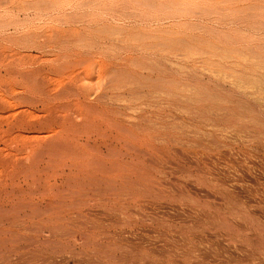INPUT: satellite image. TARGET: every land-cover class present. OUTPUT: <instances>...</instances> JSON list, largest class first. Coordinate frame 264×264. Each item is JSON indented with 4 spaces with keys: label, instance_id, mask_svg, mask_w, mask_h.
Listing matches in <instances>:
<instances>
[{
    "label": "rangeland",
    "instance_id": "1",
    "mask_svg": "<svg viewBox=\"0 0 264 264\" xmlns=\"http://www.w3.org/2000/svg\"><path fill=\"white\" fill-rule=\"evenodd\" d=\"M1 1L2 0H0V6L3 5L4 7L3 6L0 7L2 8L0 9V13H1L0 22L6 21L5 23H7V26L4 28L5 25L3 24L4 22H2V24L0 23L1 24L0 48L2 47L0 49V102H1L0 108H2L0 109V127H2L0 128V164H2L0 165V179H1L0 203H1V199L4 197L5 200L3 203H6L7 207H9L10 206L9 204H11V202H9V199L11 198L12 192H14L12 194L13 196L16 192H20L18 191V189L21 190L22 188V190H25L28 193L29 191L33 192V190L38 187L37 190H34V194L37 195L35 196L34 194H32V196L34 195L32 199H34L36 205L40 204L38 205V208L39 209L45 208L44 210H48V211L54 208L53 211L54 212L56 211L58 215H62L65 220L66 217L67 219L69 218L68 222L67 220L65 222L64 219L62 221H59L58 226L60 225L62 226L63 223L65 225V226L63 225L64 229L62 230L61 229L59 230V228H57V230L56 228H53V226L56 225H52L51 228L50 222L48 223L47 221L46 222L49 224L48 225L45 222L47 226L44 223H43L44 225L43 224L41 225V223H39L40 226L39 224L37 225V229H38L37 235H41V238L43 237L42 239H46V236L48 235L47 239L59 238L61 240H64L63 238L66 237L60 238L59 233L62 232L63 230H64L63 232H66L65 230L68 228L67 231L69 230L70 232L69 231L66 232L67 235L65 236H67V238L65 240L66 241L68 240L69 243L70 242L73 243L70 244L71 247H69L67 251L69 250L73 251L72 245H74L73 249L75 252H72V254L70 252L65 253L67 254L66 257L68 256L66 259L67 261L66 264H90V263L91 264H264V89L263 90L261 89L262 90L261 91L258 86H253L249 90L244 88H240L237 90L238 87L235 85L239 83L238 76L241 73V71L244 72L246 71L245 69L243 70V66H240L241 68L238 70L239 66L233 64L232 63L233 60L231 61L230 59H228L229 60L228 61L226 58L227 63L224 62L225 59L219 57L220 53L217 52V50H216V60H215V52H213L215 51L213 50V47L216 46L215 43L214 44L212 43L213 44L212 47L211 44L205 45V43L204 44L202 43L204 47L208 45V51H210L209 52L210 54L208 55L207 52H206L207 54H205L204 49H201L203 48V46L202 44H200L199 46L198 44L199 42H194L197 46L192 43L193 41L192 42L190 41L189 45H186L188 44V42L184 45V42L183 44L181 43L182 41L181 42L175 41L176 37L174 39L176 43L171 42L169 38H171V36L173 38L174 35L168 34L166 33V31L167 30L183 31L182 29L184 28L181 27L178 28V26L172 24L175 22V18H172L168 15V10L160 11V9H156L160 7L159 6L160 4L158 5L159 7L156 6L155 8L156 10H155L153 7L150 6L149 3L151 2L149 0H135V1L134 0H126V1L125 0L122 1L95 0L96 2L92 0V2L94 1L93 2L94 4L90 2L91 0L89 1L66 0L67 2H65V0L64 1L57 0L58 2L56 0H37V2L39 1L38 4L44 1L41 3L42 5L39 4L41 7L39 5H36L37 3L36 0H24V1L4 0L2 2ZM145 1H147V3L149 2L148 3L149 7L146 5ZM155 1L158 4L161 0H155ZM155 1H152L154 2L152 3L153 5L154 4L157 5ZM164 1L166 0H162L163 3ZM167 1L165 3H167ZM202 1L203 3L205 2V0ZM208 1L210 4L214 3L212 4V6L214 5L215 7L217 6L218 8H222V7L227 8V9L224 8L222 9L224 10L223 12L225 14L228 12L227 14L229 16L231 14L229 8L231 9L235 8V4L233 5L234 1L233 3L231 2L232 0L231 1L226 0V2H224L226 6L222 2L225 0L221 1L222 4L220 3V1H216V2L215 0L213 1L208 0ZM208 1H206L205 3H207L206 5L209 6L210 4L208 3ZM246 1H239V3L237 2V4L244 5L245 3L248 4L249 2L253 3V1L256 0L253 1L246 0ZM55 2L56 5L54 4L53 6V3ZM100 2L102 3V5ZM169 2L170 1H168V3ZM105 4L107 5V7L104 6ZM111 4L114 6L112 7ZM122 5L123 8L120 7ZM18 6L19 8L23 6L24 7L18 9ZM93 6L95 7V9ZM39 7L41 8V10ZM128 7L130 10L128 9V11H126L125 13L124 11ZM183 7L184 6H180L181 9ZM112 8L113 9L115 8L116 10H113ZM131 8L134 10H132ZM196 8L197 6L195 5L194 14L192 13L193 11L190 12L192 13V15H190V13L187 12V17L183 18L182 20L190 23L194 22L193 24L197 23V25L199 26H201V24H206L208 22V17H206L208 13L204 12L205 14L207 13L205 16L204 14H202L203 13L202 9L199 10V8H197L200 11L199 12ZM6 9L8 12L6 11ZM108 9H110L111 11ZM131 10L132 12L127 14ZM81 13H83L84 15ZM120 13L122 15H120ZM173 13L174 12L171 10L169 14H173ZM198 13H201L202 15ZM63 14H65L66 17ZM117 14L120 16H118ZM125 14L126 16L128 15L129 16L126 17ZM212 14L214 15L213 12ZM134 15H136L137 17ZM7 16L8 17L10 16L9 17L10 19ZM39 16L42 17L40 18ZM141 16L142 18H140ZM229 16L228 18H231ZM64 17L67 19V21L65 20ZM179 19L180 18H178L177 21ZM92 20H94L95 22ZM182 20L180 19V21ZM53 21L56 22L54 23ZM118 25L120 28L118 27ZM124 26L129 28L128 29L124 28ZM142 26L144 27L142 28ZM47 27L49 29H47ZM74 27L76 28L74 29V31L76 30L75 32L72 30ZM122 27L123 29H121ZM51 28L53 31L51 30ZM131 28L135 29L136 32L134 30L132 31ZM162 28L166 30L163 32ZM96 29L97 31H99L98 33ZM195 29L197 30V28ZM64 30L67 33H65ZM185 30L186 29H184V31ZM139 31H140V35H139ZM116 32L117 34H115ZM188 33H191L192 35L194 34L197 35L199 32L190 31ZM31 34H34V36L33 35L31 36ZM119 34L124 36L123 37L121 35L119 36ZM136 36H138L137 39ZM143 37L145 38L146 42L144 41ZM167 37H169L168 38L169 42H167L168 39L164 40ZM138 38L140 40H138ZM148 38L149 39L151 38L152 40L151 39L149 40ZM177 38H179V36ZM119 40L122 41L125 40V42L120 41L119 43ZM164 41H166L168 44H166V42L164 43ZM73 42L75 43L73 44ZM241 42L238 43L241 44ZM146 43L147 44L150 43V44L147 45ZM180 43L184 47H182ZM234 43L231 45V43L227 42L226 45L230 44L231 46L234 47L237 44L238 47L241 46L237 42ZM36 44H39L40 46ZM110 44L113 45L111 46ZM160 44H162V46ZM164 44H166L167 46ZM216 44L221 45L218 43ZM242 44H243L242 46L246 45V43H242ZM145 45L147 47H144ZM192 45L196 46V48L199 49L198 50L199 52L197 51V53H194L195 54L194 56H192L193 54L191 55L190 52L188 53V51L185 50V47L187 48L188 46V48L189 47L192 48ZM253 45L255 47V45L258 44H253ZM119 46H121L122 48ZM209 46L211 48H209ZM182 48H184V50ZM193 48L191 49L192 50L191 53H193L194 51ZM158 49H160V51ZM200 49L204 53L200 52L201 51ZM206 50L207 47L205 48V51ZM161 51H165V52H161ZM185 52L186 54H184ZM187 53L189 54L190 57L188 56ZM198 53H202L200 54L201 56H198ZM183 58H185L186 60ZM143 59L144 61L145 60L146 61L144 62ZM161 59L163 60V62ZM167 59L169 60L167 61ZM138 60H141L142 64L144 65H142ZM149 60L150 62H148ZM153 60L158 62L154 63ZM209 60H211V62L212 61L216 62V64L211 66ZM220 61L224 62L222 65H224L223 67H225L227 70L223 68L225 69V71H221L223 69L220 68L222 66ZM132 63L133 64L136 63L134 64L136 67H134ZM177 64H181V67H179L180 65L178 66ZM182 65H184L185 67ZM194 67H196L197 70L194 69ZM232 67L233 69H231ZM180 68L182 69L181 71ZM185 68H188L190 70V73L186 72L188 71V69L184 71ZM251 68H253V66H251ZM249 70H247V72H249ZM123 71H126L127 74L126 72ZM182 71H184V73ZM180 72H182L183 74H181ZM194 72L195 73L197 72V74L200 73L201 75L198 74L199 75L198 76L194 74ZM212 72H215L216 74L213 73V75H211ZM23 76L27 78H24ZM148 77L150 79H148ZM168 78H170L171 80L173 79V82L176 81V83L169 82ZM119 79L122 80L120 81ZM160 79L163 80L166 79L165 80L166 83L164 81H160ZM123 80H125V82ZM144 80L146 81L148 80L149 83L145 82ZM158 80L161 82V84L160 82H157ZM184 80H186L188 85H190L189 83H191V85L193 83L194 86V84L196 83V86L201 88V91L204 89H205L204 91H208V92L211 91L210 95L213 94V96L210 97L212 99L210 97H207L209 96V93H205L204 94L205 97L200 98V101H197L199 97L201 96L203 97L204 91L200 92L199 94H195V97L197 96V99L194 98L195 99L194 101L193 98H191L192 100L186 98L187 96L184 98L185 93L186 94L191 93V92H187L189 90L188 89L189 86H187L186 83H184V86L182 85L183 84L182 81L184 82ZM177 81L179 83H182L181 84L182 86L178 85ZM109 82L111 83L109 84ZM167 82H168V86H167ZM80 83H82V85ZM83 83H86V85L85 84L83 85ZM157 83L160 84V87L158 86ZM169 83L173 84L172 88L170 87L171 85ZM117 85H119L120 87ZM152 85L154 89L151 88ZM161 85L162 87L165 88L160 89ZM177 85L179 87L181 86L180 89L182 90L183 88L185 92L181 91ZM155 86L159 88L156 90ZM185 86H186V90H185ZM212 86H214L217 89H215ZM234 86L236 87V89ZM174 87L175 89H177V91L174 90L175 92L172 91L174 93H171L170 89H167V88H171V90H173ZM206 87L210 88L211 90H206ZM245 91L247 92L249 91L250 93L247 94L245 93ZM164 93L166 94L163 95ZM167 93H171L170 94L171 97L168 96L169 94ZM173 94L174 97L172 96ZM214 94H216V98L218 100L216 102H215L216 98L214 97L215 96ZM222 94L223 96H221ZM224 97H227L228 99V100L226 99L227 100V102L225 101L226 103L221 101V98ZM207 98L209 99V101ZM213 98H215V100ZM29 100L30 102H28ZM190 100L193 102L191 103ZM187 101L188 103L191 104V106L190 104L187 103ZM211 101L214 102L212 103ZM241 101L245 104H243ZM198 102L200 103V105L198 104ZM199 107L201 108L199 109ZM244 108L245 109L248 108V109L245 110ZM248 110L252 111L253 113L252 112L247 113ZM29 111L31 114L29 113ZM94 113H96L97 115ZM255 119L258 121H255ZM13 120L15 121V123ZM17 121L19 123L18 126H17ZM115 122L118 124H116ZM131 123L133 125L139 124V126L137 125H136L137 127L135 126L136 128L138 127H143V129L146 128L147 129L146 133L148 134L150 133V134L148 135L145 133H141L143 136L139 135L137 136V138L135 137L132 139L131 134L128 131L129 129L133 130ZM120 125L121 127L122 126L124 127V131L126 133L123 132V134H120V132L122 131V128L119 129ZM118 129L120 132H117ZM135 129L134 131H136ZM148 130L153 132L151 133ZM137 132L140 133L141 130ZM106 134L108 136H106ZM5 137L7 139H5ZM29 137L32 138L30 139ZM37 137L39 138V140H37L38 139ZM149 137L150 139H148ZM146 142L148 145L151 144L149 148ZM51 145H53L54 148L55 147L57 149L59 148L60 151L62 150L63 154H60L61 152L56 148L55 149L57 152L54 151L55 149L53 150L52 149L53 146ZM134 146L136 147L138 146L136 150L139 152L141 150V152L140 153L137 152L134 149ZM100 150L102 152V155H100L101 154L99 152ZM160 150L161 153H158L160 152ZM73 153L76 154L73 155ZM150 153L151 154L154 153V154L151 155ZM140 154L141 155L145 154L144 155L146 157L145 159H147L150 163H152L151 165H154L155 169H160L161 172L159 173V170H157L158 174H156V176L154 174L157 173V171L154 170V168H152L154 171L152 169L149 170L150 174L152 172L149 178L154 177L156 183L158 184L162 183L163 189L162 186H160V184L159 185L156 184L157 185L156 186L155 182H153L154 179L151 178L153 179L151 181V183L153 182L151 184L152 186L148 184L150 183L151 179L147 181L146 183L147 187L146 185L144 186L145 183L143 184L142 187L138 186L137 189L139 188L141 189L139 190L140 194H138L137 193L138 190L134 189L133 186L131 185L127 187V190H130L131 193L128 191L129 193L127 192V194H124L125 191L127 190L126 188L119 186L121 183L120 181H123L121 180L122 178L128 181L129 178L126 179L120 174L127 176L126 173H128V171L121 172L118 170L117 172L116 167L120 163H122L123 166L126 167L129 166L128 168H131L134 160H135L134 162L135 164H133V166H135L136 160L138 159L136 158L134 159V157L135 156L137 157L138 155H139L138 157H140L141 156ZM20 155H23L24 157ZM130 156L132 157V159L130 158ZM141 157H142L141 159H144L143 156ZM6 159L8 160L9 165H7L8 163ZM124 160H126V162H124ZM152 160H154L155 164L152 162ZM157 160H159V163L157 162ZM30 162L32 164L29 165ZM83 162H85L87 165L85 163L82 164ZM89 162L91 163V165H89L90 164ZM116 162H117V166H116ZM16 164H18L19 166ZM110 164L112 166H110ZM126 164H128V166ZM159 164L162 165L160 166ZM155 165L159 166L160 168L159 167L156 168L157 166ZM30 166L31 167L33 166L32 169H30L31 168ZM74 168H76L77 170ZM27 169L30 170L31 172L28 171ZM54 169L55 171H53ZM24 170H27L25 171L26 174L23 173ZM20 171L21 172L23 171L22 172L23 174L20 173ZM42 171L44 174L42 173ZM115 173L117 174L115 175ZM164 173L166 174L165 175L166 177L163 176ZM31 174H34V176H32ZM100 177L101 178L103 177L104 180H101ZM35 179L37 180V182L33 181ZM134 179L135 177L132 175L129 180L134 181ZM91 183H93V185ZM100 183L102 184L99 185ZM31 187L32 190L29 189ZM50 187L52 188L56 187L57 189L55 188L52 189ZM130 187L132 188L133 192L135 191L134 197L132 195L131 189H128ZM117 188L118 190H116ZM122 188L125 190L124 192ZM145 189L147 190V192ZM180 189H182V191H180ZM102 190H104L105 192ZM151 190L153 192H151ZM170 190H172L173 192H171ZM55 191L57 193H55ZM117 191L121 193L123 192V195L131 194L130 198L129 196L128 198L127 196L123 197V195L121 194L122 199L125 198L124 201L126 203L123 202L125 204V208H126L125 210L123 207L122 208L120 207L122 210L119 208V206L122 205L119 204L117 205L115 204L114 201H111L115 199L113 195L115 193H118ZM70 193H72L73 195ZM136 193L139 195L137 196L139 198L135 197V195H137ZM60 194L61 196L62 195L64 196L61 197ZM74 194L76 195L75 197H73ZM164 196L167 197L168 199H166ZM171 196L172 199L170 198ZM175 198L177 200H175ZM157 214L158 217L161 214L165 215L164 216L165 220H163L162 222L164 224L163 226L161 225V223L159 224V222L153 221L152 217H157ZM81 215L84 219L81 217ZM147 218L151 220L148 221ZM60 222L63 223L60 224ZM84 223H85V227L89 226L88 228L91 230V232L93 230L94 237L92 238H98L101 242L104 240V242L110 241L121 245L124 244L125 246L124 245L123 246L132 249L133 251L131 250V252L133 253L130 252L127 253L126 255H122V253L125 254V251L118 253L110 249L106 250V248H102V247L96 248L95 250V247L89 244H87V246L84 247L85 244H83L84 243L83 241H85L84 239L86 238H82L84 236H82L78 232L77 234L75 233L76 231H79V228L77 229L76 227L84 226L83 225ZM9 224L11 223L6 222L4 224H1L0 231L2 230V232H4L5 230L6 233H9L10 231H12V228L13 229L17 228L16 230H18L20 233L31 234V235L35 234L32 230L33 228H31V230L28 229L27 231L26 229H22V226L19 227L18 229V227ZM90 226L92 227V229ZM53 229L55 230V232ZM89 229L88 231H90ZM21 230L26 232H22ZM30 231L34 234L30 233ZM110 233L111 235L113 234L114 235L111 237L110 235H107ZM97 234L98 236L99 235L100 236L99 237L96 236ZM114 236L117 238L115 239ZM76 238L78 242L74 240ZM118 239L122 241H119ZM116 240L119 241V243ZM74 243H76V245ZM22 245L25 246L24 249H22L23 247ZM81 248H83L84 251H82ZM21 249L22 251L25 250V252H27V251H31L33 248H31L30 246L27 247L25 243H22ZM87 249H89L90 251ZM76 250H79L80 252H77ZM93 250L98 252L97 253L95 252L96 254H91L92 252H94ZM113 252L117 253V255L115 253L113 254ZM1 253H0V255H2L0 256L1 264H4L2 263V261H6V256H8L7 261L9 260L10 262L13 260L15 261L16 257L18 256L15 255L14 257V254H12L11 252H9V250L6 249L3 250V252ZM35 253L41 254L40 252L37 251H35ZM110 254L111 256H109ZM94 255L95 257L97 255V258H95ZM115 255L117 258L115 257ZM23 256L27 257L26 254ZM89 256L95 261L93 260L94 262H90L92 259ZM16 261L18 262L19 259Z\"/></svg>",
    "mask_w": 264,
    "mask_h": 264
},
{
    "label": "bare ground",
    "instance_id": "2",
    "mask_svg": "<svg viewBox=\"0 0 264 264\" xmlns=\"http://www.w3.org/2000/svg\"><path fill=\"white\" fill-rule=\"evenodd\" d=\"M2 1H4V0H2ZM1 1V2H2ZM22 1H24V0H22ZM57 1V0H56ZM64 1V0H63ZM70 1V0H69ZM89 1V0H88ZM95 1V0H94ZM93 1V2H94ZM122 1V0H121ZM126 1V0H125ZM135 1V0H134ZM151 3H149L150 4V6L151 7H153L154 9L156 8V6H158L159 4V8H156V9H160V11L162 10H168V15L170 16V17H172V18H175V22L174 23H172V24H174L175 26H178V28L179 27H181V28H184V29H186L185 31H184V29H182L183 31H174V30H167L166 31V33H168V34H171V35H174V37L172 38V36H171V38H169L170 37V35H169V37H167L166 39H164V40H167L168 38L170 39V41L171 42H173V43H176L175 41H179V42H181L182 44H183V42H184V45L188 42V44H186V45H189V42L191 41H193L192 43L194 44V45H196L194 42H199L198 44H199V46H200V44H204L205 43V45L206 44H211V47L213 46V44L215 43V45L217 46H214L213 47V50H215V51H213V52H215V60H216V50H217V52H219L220 54H219V57H221V58H223V59H225L224 60V62H226V58H227V60L228 59H230L231 61H232V63L233 64H235L236 66H239V68H238V70L241 68L240 66H243V70L245 69L246 71L244 72V71H241V73L239 74V76H238V80H239V83H237V85H235V86H237L238 88H237V90L238 89H240V88H244V89H250L251 87H253V86H258L259 88H260V90L262 89H264V0H256V1H253V3L252 2H249V1H251V0H249L248 2V4H237V2L239 3V1H246V0H239V1H237V0H230L232 3H233V1H234V3H233V5L235 4V8H233V9H231V8H229L230 10L229 11H231V14H230V16L226 13H224L223 11V9L222 8H224V7H222V8H218L217 6L215 7L214 5V7L212 6V4H214V3H209V1L208 0H205V2L206 1H208V3L210 4L209 6L208 5H206L207 3H203V1L202 0H168V1H170L169 3H168V1H167V3H165L166 1H164V3L162 2V0L157 4V2L155 1V0H152V1H155V3L157 4V5H153L152 3H154V2H152L151 0H149ZM211 1V0H210ZM213 1V0H212ZM216 1H220V3L222 4V2L224 3V2H226V0L225 1H222V0H215V2ZM222 1V2H221ZM13 2V1H12ZM18 2V1H17ZM29 2V1H28ZM33 2V1H32ZM36 2H37V0H36ZM39 2V1H38ZM38 2L36 3V5H42L41 3L42 2H44V1H42V2H40L39 4H38ZM53 2V1H52ZM58 2V1H57ZM65 2H67L66 0H65ZM90 2H92V0L90 1ZM92 2V4H94ZM96 2V1H95ZM112 2V1H111ZM146 2V5L148 6V3H147V1H145ZM161 2H162V4H161ZM247 2V1H246ZM8 3H11V2H8ZM63 3V2H62ZM78 3H80V2H78ZM83 3V2H82ZM88 3V2H87ZM86 3V4H87ZM101 3V2H100ZM103 3H105V2H103ZM118 3V2H117ZM124 3V2H123ZM219 3V4H220ZM243 3V2H242ZM4 4V3H3ZM49 4H50V1H49ZM54 4L56 5V2L55 3H53V6H54ZM70 4V3H69ZM106 4H108V3H106ZM104 5V6H106L107 7V5ZM114 4V3H113ZM120 4V3H119ZM127 4V3H126ZM133 4V3H132ZM153 6H152V5ZM216 4V3H215ZM220 4V5H221ZM227 4V3H226ZM28 5V4H27ZM39 5V6H40ZM48 5V4H47ZM79 5V4H78ZM77 5V6H78ZM100 5V4H99ZM101 5H102V3H101ZM112 5V4H111ZM125 5V4H124ZM135 5V4H134ZM197 6V8H199V10L200 9H202V14H204L205 16H206V14H207V16L206 17H208V22L206 23V24H201V26H199V25H197V23L196 24H193L194 22H192V23H190V22H187V21H183L182 19L183 18H186L187 17V12L188 13H190V12H192L193 14H194V6ZM198 5H200V6H198ZM204 5H205V7H204ZM224 5H225V3H224ZM237 5V6H236ZM1 6H3V5H1ZM0 6V7H1ZM29 6V5H28ZM32 6V5H31ZM51 6V5H50ZM59 6H61V5H59ZM63 6V5H62ZM75 6V5H74ZM80 6V5H79ZM92 6V5H91ZM95 6V5H94ZM93 6V7H94ZM110 6V5H109ZM108 6V7H109ZM114 5H112V7H113ZM136 6V5H135ZM155 6V7H154ZM180 6H184L182 9L180 8ZM186 6V7H185ZM226 6V5H225ZM228 6V5H227ZM4 7V6H3ZM24 7V6H23ZM23 7H20L19 8V6H18V9H21V8H23ZM26 7V6H25ZM41 7V6H40ZM39 7V8H40ZM111 7V6H110ZM120 7H122L123 8V5L122 6H120ZM119 7V8H120ZM129 7H131V6H129ZM129 7L128 8H126V10L125 9H122V10H125L124 12L126 13V11H128V9H129ZM134 7V6H133ZM149 7V6H148ZM147 7V8H148ZM150 7V8H151ZM7 8V7H6ZM16 8V7H15ZM28 8V7H27ZM33 8V7H32ZM35 8V7H34ZM64 8H66V7H64ZM88 8H89V5H88ZM104 8V7H103ZM124 8H125V6H124ZM137 8V7H136ZM135 8V9H136ZM186 8H188V9H186ZM196 8V9H197ZM0 9H2V8H0ZM4 9V8H3ZM9 9V8H8ZM13 9V8H12ZM18 9H16V10H18ZM25 9V8H24ZM23 9V10H24ZM30 9V8H29ZM37 9V8H36ZM48 9V8H47ZM52 9V8H51ZM69 9V8H68ZM86 9V8H85ZM94 9H95V7H94ZM113 9V8H112ZM132 9V8H131ZM155 9V10H156ZM175 11H174V10ZM195 9V10H196ZM224 9H227V8H224ZM26 10V9H25ZM28 10V9H27ZM40 10H41V8H40ZM44 10H46V9H44ZM50 10V9H49ZM93 10V9H92ZM102 10V9H101ZM108 10H110V9H108ZM113 10H116L115 8L113 9ZM130 10V9H129ZM132 10H134V9H132ZM132 10L131 11H129L127 14H129L130 12H132ZM140 10H141V8H140ZM148 10V9H147ZM173 11L174 13L173 14H169L170 13V11ZM198 10V9H197ZM198 10V11H199ZM6 11H7V9H6ZM5 11V12H6ZM39 11V10H38ZM106 11V10H105ZM111 11V10H110ZM138 11V10H137ZM4 12V11H3ZM8 12V11H7ZM57 12V11H56ZM76 12V11H75ZM74 12V13H75ZM77 12H78V10H77ZM92 12V11H91ZM115 12H117V11H115ZM118 12H119V10H118ZM120 12H121V10H120ZM157 12V11H156ZM159 12V11H158ZM200 12V11H199ZM204 12H207L206 14L204 13ZM212 12L214 13V15L212 14ZM11 13V12H10ZM41 13V12H40ZM63 13V12H62ZM80 13V12H79ZM87 13V12H86ZM123 13V12H122ZM137 13V12H136ZM161 13V12H160ZM167 13V12H166ZM183 13V14H182ZM192 13H190V15H192ZM1 14V13H0ZM3 14V13H2ZM81 14H83V13H81ZM97 14V13H96ZM116 14V13H115ZM124 14V13H123ZM140 14V13H139ZM148 14V13H147ZM146 14V15H147ZM164 14V13H163ZM186 14V15H185ZM198 14H201V13H198ZM201 14V15H202ZM41 15V14H40ZM64 16H65V14H63ZM74 15V14H73ZM77 15V14H76ZM84 15V14H83ZM86 15V14H85ZM90 15V14H89ZM93 15H94V13H93ZM112 15V14H111ZM118 15V14H117ZM120 15H122L121 13H120ZM120 15H118V16H120ZM132 15V14H131ZM138 15V14H137ZM157 15V14H156ZM189 15V16H190ZM4 16H5V14H4ZM72 16V15H71ZM80 16V15H79ZM125 16H126V14H125ZM129 16V15H128ZM128 16H126V17H128ZM134 16H136V15H134ZM139 16V15H138ZM163 16H165V15H163ZM228 16L229 17H231V18H228ZM8 17V16H7ZM10 17V16H9ZM8 17V18H9ZM40 17V16H39ZM42 17V16H41ZM40 17V18H41ZM53 17V16H52ZM55 17V16H54ZM59 17V16H58ZM57 17V18H58ZM61 17V16H60ZM66 17V16H65ZM64 17V18H65ZM81 17H82V15H81ZM88 17V16H87ZM89 17H91V16H89ZM103 17V16H102ZM124 17V16H123ZM131 17V16H130ZM137 17V16H136ZM150 17V16H149ZM3 18V17H2ZM25 18V17H24ZM51 18V17H50ZM49 18V19H50ZM56 18V19H57ZM118 18V17H117ZM120 18V17H119ZM140 18H142V16L140 17ZM154 18V17H153ZM178 18H180L182 21H180V19L177 21V19ZM10 19V18H9ZM12 19V18H11ZM28 19V18H27ZM55 19V18H54ZM72 19V18H71ZM76 19V18H75ZM92 19V18H91ZM126 19V18H125ZM130 19V18H129ZM133 19V18H132ZM157 19V18H156ZM162 19V18H161ZM229 19V20H228ZM26 20V19H25ZM58 20V19H57ZM56 20V21H57ZM65 20L67 21V19L65 18ZM74 20V19H73ZM80 20V19H79ZM85 20V19H84ZM187 20V19H186ZM15 21V20H14ZM23 21V20H22ZM41 21V20H40ZM47 21V20H46ZM55 21V22H56ZM68 21H69V19H68ZM76 21V20H75ZM74 21V22H75ZM78 21V20H77ZM92 21H94V20H92ZM173 21V20H172ZM2 22H4L3 24H5L4 25V28L7 26V23H5L6 21H2ZM2 22H0L1 24H2ZM9 22V21H8ZM17 22H18V20H17ZM16 22V23H17ZM54 22V21H53ZM54 22V23H55ZM61 22H63V21H61ZM89 22V21H88ZM95 22V21H94ZM202 22V21H201ZM12 23V22H11ZM21 23V22H20ZM47 23V22H46ZM71 23V22H70ZM85 23H87V22H85ZM1 24H0V26H1ZM24 24V23H23ZM97 24V23H96ZM117 24V23H116ZM133 24V23H132ZM156 24V23H155ZM16 25V24H15ZM25 25V24H24ZM91 25V24H90ZM109 25V24H108ZM115 25V24H114ZM121 25V24H120ZM124 25V24H123ZM122 25V26H123ZM173 25V26H174ZM3 26V25H2ZM39 26V25H38ZM102 26V25H101ZM126 26V25H125ZM124 26V28H127V27H125ZM133 26V25H132ZM147 26V25H146ZM155 26V25H154ZM174 26V27H175ZM41 27H42V25H41ZM82 27V26H81ZM107 27V26H106ZM118 27H119V25H118ZM144 26H142V28H143ZM193 27H195V28H197V30L195 29V28H193ZM3 28V29H4ZM57 28V27H56ZM60 28V27H59ZM72 28V27H71ZM96 28H97V26H96ZM113 28V27H112ZM120 28V27H119ZM129 28V27H128ZM127 28V29H128ZM172 28V27H171ZM224 28H225V30H224ZM1 29V28H0ZM45 29H46V27H45ZM47 29H49L48 27H47ZM74 29H76L75 27L72 29L73 31H74ZM92 29H94V28H92ZM103 29V28H102ZM101 29V30H102ZM108 29H109V27H108ZM110 29H111V27H110ZM121 29H123V27L121 28ZM132 29V28H131ZM163 29V28H162ZM176 29V28H175ZM195 29V30H194ZM40 30V29H39ZM51 30H52V28H51ZM106 30H107V28H106ZM126 30V29H125ZM135 31L136 32V30L135 29H132V31ZM149 30V29H148ZM156 30V29H155ZM166 29H163V32L165 31ZM189 30V31H188ZM26 31V30H25ZM24 31V32H25ZM33 31H35V30H33ZM53 31V30H52ZM72 31V32H73ZM76 31V30H75ZM74 31V32H75ZM91 31V30H90ZM96 31H97V29H96ZM143 31H145V30H143ZM147 31V30H146ZM152 31V30H151ZM160 31V30H159ZM192 32V31H197V32H199L197 35H192L191 33H188V32ZM10 32V31H9ZM8 32V33H9ZM12 32H13V30H12ZM23 32V33H24ZM37 32V31H36ZM35 32V33H36ZM57 32V31H56ZM64 32H65V30H64ZM70 32V31H69ZM99 31H97V33H98ZM114 32V31H113ZM118 32V31H117ZM117 32L115 33V34H117ZM142 32V31H141ZM29 33V32H28ZM39 33H41V32H39ZM49 33V32H48ZM65 33H67V32H65ZM77 33V32H76ZM119 33V32H118ZM134 33V32H133ZM144 33H147V32H144ZM151 33V32H150ZM4 34V33H3ZM38 34V33H37ZM56 34V33H55ZM64 34V33H63ZM71 34V33H70ZM80 34V33H79ZM115 34H113V35H115ZM129 34V33H128ZM135 34V33H134ZM142 34V33H141ZM24 35V34H23ZM25 35H27V34H25ZM34 36V34H31V36ZM41 35V34H40ZM51 35V34H50ZM53 35V34H52ZM61 35H62V33H61ZM65 35V34H64ZM72 35V34H71ZM108 35V34H107ZM112 35V34H111ZM121 34H119V36H120ZM126 35V34H125ZM132 35V34H131ZM136 35V34H135ZM134 35V36H135ZM138 35V34H137ZM139 35H140V31H139ZM144 35V34H143ZM143 35H141V36H143ZM149 35V34H148ZM148 35H147V37H148ZM151 35V34H150ZM157 35V34H156ZM36 36V35H35ZM54 36V35H53ZM87 36V35H86ZM122 36V35H121ZM124 36V35H123ZM122 36V37H123ZM128 36H130V35H128ZM127 36V37H128ZM133 36V37H134ZM141 36H140V38H141ZM159 36H161V35H159ZM179 36V38H177ZM11 37V36H10ZM14 37V36H13ZM17 37H19V36H17ZM27 37H29V36H27ZM40 37V36H39ZM56 37V36H55ZM54 37V38H55ZM60 37V36H59ZM62 37H64V36H62ZM73 37V36H72ZM104 37V36H103ZM106 37V36H105ZM109 37V36H108ZM107 37V38H108ZM112 37V36H111ZM132 37V38H133ZM137 37L138 36H136V39H137ZM145 37V36H144ZM143 37V38H144ZM154 37H155V35H154ZM166 37V36H165ZM175 37H176V39H175ZM3 38V37H2ZM31 38V37H30ZM38 38V37H37ZM51 38V37H50ZM53 38V39H54ZM70 38V37H69ZM102 38V37H101ZM114 38H116V37H114ZM129 38H131V37H129ZM34 39V38H33ZM40 39V38H39ZM46 39H48V38H46ZM52 39V40H53ZM56 39V38H55ZM58 39V38H57ZM62 39V38H61ZM64 39V38H63ZM84 39V38H83ZM100 39V38H99ZM104 39V38H103ZM113 39V38H112ZM126 39V38H125ZM149 39V38H148ZM151 39V38H150ZM149 39V40H150ZM155 39H156V37H155ZM163 39V38H162ZM169 39H168V41L167 42H169ZM174 39H175V41H174ZM10 40V39H9ZM19 40V39H18ZM17 40V41H18ZM28 40V39H27ZM32 40V39H31ZM44 40H45V38H44ZM90 40V39H89ZM92 40V39H91ZM111 40V39H110ZM116 40V39H115ZM134 40V39H133ZM138 40H140L139 38H138ZM138 40H136V41H138ZM152 40V39H151ZM11 41V40H10ZM15 41V40H14ZM48 41V40H47ZM49 41H50V39H49ZM54 41V40H53ZM58 41V40H57ZM99 41V40H98ZM117 41V40H116ZM115 41V42H116ZM120 41L121 42H125V40H119V43H120ZM127 41H129V40H127ZM135 41V40H134ZM133 41V42H134ZM144 41H145V38H144ZM241 41H243V42H241ZM34 42V41H33ZM42 42V41H41ZM60 42V41H59ZM58 42V43H59ZM64 42H65V40H64ZM69 42V41H68ZM112 42V41H111ZM146 42V41H145ZM160 42V41H159ZM158 42V43H159ZM163 42V41H162ZM166 41H164V43H165ZM166 42V44H168ZM224 42H225V44H224ZM227 42L228 43H231V45L234 43V42H241V44L240 43H238V44H240L241 46H237V44H236V46H231L230 44L229 45H226L227 44ZM62 43V42H61ZM70 43V42H69ZM75 42H73V44H74ZM93 43V42H92ZM104 43V42H103ZM141 43V42H140ZM180 43V44H181ZM191 43V44H192ZM213 43V44H212ZM216 43H218V44H221V45H217ZM242 43H246V45L245 46H242L243 44ZM5 44V43H4ZM14 44V43H13ZM16 44V43H15ZM28 44V43H27ZM26 44V45H27ZM34 44V43H33ZM42 44V43H41ZM48 44V43H47ZM67 44V43H66ZM114 44V43H113ZM112 44V45H113ZM117 44V43H116ZM115 44V45H116ZM143 44V43H142ZM141 44V45H142ZM147 44V43H146ZM150 43H148L147 45H149ZM166 44H164V45H166ZM171 44V43H170ZM181 44V46L182 47H184L183 45ZM190 44V45H191ZM202 44V46H203V48H201V47H198V48H201V49H204V52H205V54H207L208 53V55L210 54L209 52L210 51H208V45L207 46H205L204 47V45ZM222 44H224V45H222ZM235 44V43H234ZM253 44H258V45H261V44H263V45H261V46H258V45H255V47H254V45ZM36 45H39V44H36ZM111 45V44H110ZM111 45V46H112ZM126 45V44H125ZM135 45V44H134ZM141 45H139V46H141ZM161 46H162V44H160ZM159 45V46H160ZM172 45V44H171ZM175 45V44H174ZM176 45H178V44H176ZM194 45H192V48L194 49V51H193V53H191V49L192 48H188V46H187V48L185 47V50H187L188 51V53L190 52V54L192 55V56H194L195 54L194 53H197V51L199 50V49H197L196 48V46H194ZM226 45V46H225ZM1 46V45H0ZM35 46V45H34ZM40 46V45H39ZM48 46V45H47ZM51 46V45H50ZM57 46V45H56ZM66 46V45H65ZM69 46H71V45H69ZM89 46V45H88ZM92 46V45H91ZM90 46V47H91ZM167 46V45H166ZM181 46H179V47H181ZM257 46V47H256ZM89 47V48H90ZM106 47V46H105ZM114 47V46H113ZM117 47H118V45H117ZM119 47H121V46H119ZM128 47V46H127ZM143 47V46H142ZM144 47H147L146 45L144 46ZM158 47V46H157ZM165 47V46H164ZM168 47H170V46H168ZM175 47V46H174ZM173 47V48H174ZM207 47V50L205 51V48ZM210 46H209V48H211ZM2 48V47H1ZM0 48V49H1ZM122 48V47H121ZM153 48V47H152ZM159 48V47H158ZM16 49V48H15ZM20 49V48H19ZM33 49V48H32ZM59 49V48H58ZM92 49H93V47H92ZM131 49V48H130ZM150 49V48H149ZM155 49V48H154ZM153 49V50H154ZM161 49H162V47H161ZM170 49V48H169ZM176 49H177V47H176ZM181 49V48H180ZM183 50H184V48H182ZM189 49V50H188ZM200 49V50H201ZM7 50V49H6ZM21 50V49H20ZM110 50V49H109ZM113 50V49H112ZM152 50V49H151ZM159 51H160V49H158ZM174 50V49H173ZM172 50V51H173ZM211 50V49H210ZM115 51V50H114ZM113 51V52H114ZM139 51V50H138ZM158 51V52H159ZM177 51H178V49H177ZM60 52V51H59ZM62 52V51H61ZM117 52V51H116ZM128 52V51H127ZM161 52H165V51H161ZM175 52V51H174ZM199 52V51H198ZM200 52H202V53H204L202 50L200 51ZM207 52V53H206ZM18 53V52H17ZM154 53V52H153ZM187 53V54H188ZM202 53H198V56H201L200 54H202ZM114 54V53H113ZM117 54V53H116ZM161 54V53H160ZM184 54H186V52L184 53ZM109 55V54H108ZM149 55V54H148ZM152 55H155V54H152ZM162 55V54H161ZM213 55H214V53H213ZM67 56V55H66ZM140 56V55H139ZM144 56H147V55H144ZM158 56V55H157ZM185 56V55H184ZM188 56H189V54H188ZM68 57V56H67ZM112 57V56H111ZM143 57V56H142ZM149 57V56H148ZM153 57V56H152ZM181 57V56H180ZM190 57V56H189ZM197 57V56H196ZM210 57V56H209ZM147 58V57H146ZM150 58V57H149ZM155 58V57H154ZM177 58V57H176ZM208 58V57H207ZM207 58H205V59H207ZM221 58H220V60H221ZM133 59V58H132ZM131 59V60H132ZM148 59V58H147ZM156 59V58H155ZM154 59V60H155ZM164 59V58H163ZM182 59V58H181ZM183 59H185V58H183ZM195 59V58H194ZM202 59H204V58H202ZM222 59V60H223ZM119 60V59H118ZM153 60V61H154ZM162 60V59H161ZM169 59H167V61H168ZM172 60V59H171ZM186 60V59H185ZM127 61V60H126ZM129 61V60H128ZM135 61V60H134ZM138 61H140V63L142 64V62H141V60H138ZM143 61H144V59H143ZM146 61V60H145ZM144 61V62H145ZM194 61V60H193ZM206 61H208V60H206ZM210 61V64H211V66H213L214 64H216V62H214V61H212L211 62V60H209ZM229 61V60H228ZM148 62H150V60L148 61ZM155 62H158V61H154V63ZM162 62H163V60H162ZM170 62V61H169ZM221 62V61H220ZM224 62H221V65L224 63ZM139 63V64H140ZM147 63V62H146ZM153 63V64H154ZM171 63V62H170ZM174 63H176V62H174ZM181 63V62H180ZM209 63V62H208ZM213 63V64H212ZM227 63V62H226ZM133 64V63H132ZM134 64H136V63H134ZM133 64V65H134ZM140 64V65H141ZM157 64H159V63H157ZM161 64H163V63H161ZM165 64V63H164ZM173 64V63H172ZM184 64V63H183ZM232 64V65H233ZM142 65H144V64H142ZM155 65V64H154ZM167 65V64H166ZM179 67H181V64H177ZM185 65V64H184ZM184 65H182V66H184ZM234 65V66H235ZM151 66V65H150ZM170 66V65H169ZM224 65H222L221 67H220V65H219V67L220 68H225V67H223ZM226 66V65H225ZM251 66H253V68H251ZM255 66V67H254ZM134 67H136L135 65H134ZM138 67V66H137ZM142 67V66H141ZM175 67V66H174ZM185 67V66H184ZM188 67H189V65H188ZM218 67V68H219ZM152 68V67H151ZM183 68V67H182ZM237 68V67H236ZM167 69V68H166ZM175 69V68H174ZM173 69V70H174ZM179 69V68H178ZM188 68H185L184 69V71H186ZM194 69H196V67H194ZM226 69V68H225ZM225 69H223V70H221V69H219V70H221V71H225ZM229 69V68H228ZM231 69H233V67L231 68ZM249 69H251V70H249ZM172 70V69H171ZM182 69L180 68V71H181ZM197 70V69H196ZM215 70V69H214ZM213 70V71H214ZM227 70V69H226ZM237 70V69H236ZM247 70H249V72H247ZM113 71H116V70H113ZM120 71V70H119ZM162 71V70H161ZM160 71V72H161ZM167 71V70H166ZM176 71H178V70H176ZM184 71H182L183 73H184ZM189 71V72H188ZM188 71H186L187 73H190V70L188 69ZM235 71V70H234ZM26 72V71H25ZM123 72H126V71H123ZM122 72V73H123ZM159 72V71H158ZM182 72H180L181 74H183ZM198 72H200V71H198ZM15 73H16V71H15ZM14 73V74H15ZM27 73H28V71H27ZM175 73H177V72H175ZM186 73V74H187ZM202 73V72H201ZM213 73H215V72H212V74L211 75H213ZM32 74V73H31ZM38 74V73H37ZM113 74V73H112ZM126 74H127V72H126ZM135 74V73H134ZM159 74V73H158ZM186 74H184V75H186ZM193 74V73H192ZM194 74H196V75H198V74H200V73H198L197 74V72L195 73L194 72ZM193 74V75H194ZM216 74V73H215ZM237 74V73H236ZM116 75V74H115ZM119 75V74H118ZM190 75V74H189ZM201 75V74H200ZM205 75V74H204ZM17 76V75H16ZM22 76V75H21ZM110 76V75H109ZM125 76V75H124ZM131 76V75H130ZM192 76V75H191ZM199 76V75H198ZM210 76V75H209ZM217 76V75H216ZM24 77V76H23ZM127 77V76H126ZM134 77V76H133ZM140 77V76H139ZM197 77V76H196ZM224 77V76H223ZM247 77H249V78H247ZM24 78H27V77H24ZM109 78V77H108ZM141 78V77H140ZM144 78V77H143ZM142 78V79H143ZM147 78V77H146ZM161 78H163V77H161ZM198 78V77H197ZM122 79H123V77H122ZM121 79V80H122ZM126 79V78H125ZM130 79V78H129ZM129 79H127V80H129ZM133 79V78H132ZM134 79H136V78H134ZM148 79H150L149 77H148ZM159 79V78H158ZM169 80V82H173V79L171 80L170 78H168ZM185 79V78H184ZM188 79V78H187ZM32 80V79H31ZM114 80V79H113ZM118 80V79H117ZM120 80V79H119ZM120 80V81H121ZM166 80V79H165ZM165 80H163V79H160V81H164L165 82ZM171 80V81H170ZM199 80V79H198ZM211 80V79H210ZM246 80H248V81H246ZM124 82H125V80H123ZM133 81V80H132ZM141 81H143V80H141ZM145 82H147V83H149L148 82V80L146 81V80H144ZM159 80L157 81V82H160ZM179 81V80H178ZM177 81V83H178V85H181L182 83V85L184 86V83H186L187 84V86H189L188 87V89L190 90H188L187 92H191V93H188V94H190V95H188V94H184V98L186 97V98H188V99H191V98H193V101L195 100L194 98H196L197 99V96L195 97V94H199L200 92H203L204 90H202L201 91V88H199L198 86H196V83L194 84V86H193V83H192V85H191V83H189L190 85H188V83L186 82V80H184V82L182 81V83H179ZM209 81V80H208ZM214 81V80H213ZM25 82V81H24ZM27 82V81H26ZM32 82V81H31ZM139 82V81H138ZM191 82V81H190ZM198 82V81H197ZM218 82V81H217ZM111 82H109V84H110ZM115 83V82H114ZM130 83V82H129ZM131 83H133V82H131ZM137 83V82H136ZM141 83V82H140ZM163 83V82H162ZM166 83V82H165ZM173 83H176V81H174ZM210 83V82H209ZM31 84V83H30ZM29 84V85H30ZM81 85H82V83H80ZM86 85V83H83V85ZM117 84H119V83H117ZM121 84V83H120ZM146 84V83H145ZM150 84H152V83H150ZM149 84V85H150ZM158 84V83H157ZM160 84H161V82H160ZM160 84H158V86L160 87ZM170 84V83H169ZM185 84V85H186ZM218 84V83H217ZM236 84V83H235ZM40 85V84H39ZM77 85V84H76ZM91 85V84H90ZM101 85H102V83H101ZM130 85V84H129ZM154 85V84H153ZM153 85H152V87L151 88H153ZM171 86V88L173 87L172 85L173 84H170ZM177 85V86H178ZM181 85V86H182ZM199 85V84H198ZM200 85H201V83H200ZM199 85V86H200ZM203 85V84H202ZM205 85V84H204ZM31 86V85H30ZM36 86V85H35ZM34 86V87H35ZM115 86H116V84H115ZM117 86H119V85H117ZM137 86H138V84H137ZM136 86V87H137ZM141 86V85H140ZM140 86H139V88H140ZM165 86V85H164ZM167 86H168V82H167ZM181 86L179 87V89L181 88ZM215 86V85H214ZM214 86H212V87H214ZM234 86V87H235ZM103 87H106V86H103ZM110 87V86H109ZM120 87V86H119ZM130 87V86H129ZM156 87V90L159 88H157V86H155ZM176 87V86H175ZM175 87H174V89L173 90H171V88H167V89H170V91H171V93H174L175 91H177V89H175ZM201 87V86H200ZM135 88V87H134ZM133 88V89H134ZM143 88V87H142ZM162 88H165V87H162V85H161V88L160 89H162ZM177 88V87H176ZM215 88V87H214ZM221 88V87H220ZM37 89V88H36ZM119 89V88H118ZM136 89V88H135ZM138 89V88H137ZM154 89V88H153ZM159 89V90H160ZM215 89H217V88H215ZM235 89H236V87H235ZM34 90V89H33ZM81 90V89H80ZM99 90V89H98ZM165 90V89H164ZM175 90V91H174ZM181 90V89H180ZM185 90H186V86H185ZM206 90H211L210 88H208V87H206ZM261 90V91H262ZM140 91V90H139ZM168 91V90H167ZM172 91H174V92H172ZM181 91H184L183 90V88H182V90ZM218 91V90H217ZM106 92V91H105ZM160 92V91H159ZM161 92H162V90H161ZM166 92V91H165ZM169 92V91H168ZM185 92V91H184ZM184 92H182V93H184ZM211 92V91H210ZM210 92H208V91H204V93H203V97L201 96V97H199V99H197V101H200V98H204L205 96H204V94L205 93H209V96H207V97H210V96H213V94L212 95H210ZM213 92V91H212ZM156 93V92H155ZM171 93H167V94H169L168 96H170V94ZM177 93V92H176ZM245 93H247V94H249L250 92L248 91H245ZM138 94V93H137ZM161 94V93H160ZM166 93H164L163 95H165ZM194 94V95H193ZM202 94V93H201ZM200 94V95H201ZM28 95V94H27ZM43 95V94H42ZM51 95V94H50ZM200 95H198V96H200ZM215 96V98H216V94H214ZM226 95V94H225ZM229 95V94H228ZM227 95V96H228ZM232 95V94H231ZM47 96H49V95H47ZM173 97H174V94L172 95ZM221 96H223V94L221 95ZM233 96V95H232ZM243 96V95H242ZM245 96V95H244ZM31 97V96H30ZM32 97H34V96H32ZM157 97H158V95H157ZM171 97V96H170ZM28 98V97H27ZM46 98V97H45ZM110 98H112V97H110ZM179 98H180V96H179ZM211 98V97H210ZM215 98H213L214 100H215ZM18 99V98H17ZM49 99V98H48ZM188 99H186V100H188ZM208 99V98H207ZM206 99V100H207ZM212 99V98H211ZM227 97H224V98H221V101H223V102H227ZM231 99V98H230ZM259 99V98H258ZM26 100V99H25ZM38 100V99H37ZM183 100H185V99H183ZM192 100V99H191ZM190 100V101H191ZM205 100V99H204ZM245 100V99H244ZM3 101V100H2ZM50 101V100H49ZM193 101H191V103L193 102ZM208 101H209V99H208ZM216 101H218L217 100V98H216V100H215V102ZM239 101V100H238ZM253 101H255V100H253ZM258 101V100H257ZM7 102V101H6ZM28 102H30V100L28 101ZM38 102V101H37ZM203 102V101H202ZM212 103L214 102V101H211ZM222 102V103H223ZM225 102V103H226ZM242 102V101H241ZM1 103V102H0ZM10 103V102H9ZM8 103V104H9ZM18 103V102H17ZM27 103V102H26ZM187 103H188V101H187ZM210 103V102H209ZM243 103V102H242ZM43 104V103H42ZM51 104V103H50ZM188 104H190V103H188ZM198 104L200 105V103L198 102ZM239 104V103H238ZM243 104H245V103H243ZM5 105V104H4ZM18 105V104H17ZM196 105H197V103H196ZM222 105H224V104H222ZM227 105V104H226ZM242 105V104H241ZM250 105V104H249ZM6 106V105H5ZM9 106V105H8ZM188 106V105H187ZM190 106H191V104H190ZM204 106V105H203ZM3 107V106H2ZM11 107V106H10ZM198 107V106H197ZM240 107V106H239ZM250 107V106H249ZM43 108V107H42ZM187 108H189V107H187ZM193 108H194V106H193ZM196 108V107H195ZM201 107H199V109H200ZM0 109H2V108H0ZM8 109V108H7ZM49 109V108H48ZM107 109V108H106ZM212 109V108H211ZM242 109V108H241ZM245 109V108H244ZM243 109V110H244ZM248 108H246L245 110H247ZM13 110V109H12ZM20 110V109H19ZM52 110V109H51ZM192 110V109H191ZM194 110V109H193ZM55 111V110H54ZM93 111H95V110H93ZM99 111V110H98ZM109 111V110H108ZM195 111V110H194ZM201 111V110H200ZM204 111V110H203ZM190 112V111H189ZM249 112H252V111H250V110H248V112L247 113H249ZM9 113V112H8ZM12 113H14V112H12ZM29 113H30V111H29ZM244 113H245V111H244ZM253 113V112H252ZM16 114V113H15ZM31 114V113H30ZM94 114H96V113H94ZM109 114V113H108ZM11 115V114H10ZM46 115V114H45ZM51 115V114H50ZM97 115V114H96ZM223 115V114H222ZM224 115H226V114H224ZM246 115V114H245ZM248 115V114H247ZM253 115V114H252ZM33 116V115H32ZM99 116H100V114H99ZM254 116H256V115H254ZM253 116V117H254ZM46 117V116H45ZM102 117V116H101ZM249 117V116H248ZM247 117V118H248ZM251 117V116H250ZM8 118V117H7ZM27 118V117H26ZM35 118V117H34ZM40 118V117H39ZM42 118V117H41ZM51 118H53V117H51ZM255 118V117H254ZM22 119V118H21ZM32 119V118H31ZM48 119H50V118H48ZM257 119V118H256ZM255 119V121H258V120H256ZM259 119V118H258ZM10 120V119H9ZM34 120V119H33ZM43 120V119H42ZM41 120V121H42ZM47 120V119H46ZM5 121V120H4ZM14 121V120H13ZM23 121V120H22ZM255 121H253V122H255ZM46 122V121H45ZM260 122V121H259ZM14 123H15V121H14ZM21 123V122H20ZM24 123V122H23ZM28 123V122H27ZM48 123V122H47ZM50 123H51V121H50ZM116 123V122H115ZM114 123V124H115ZM8 124V123H7ZM18 121H17V126H18ZM116 124H118V123H116ZM132 124V123H131ZM130 124V125H131ZM2 125V124H1ZM6 125V124H5ZM12 125V124H11ZM16 125V124H15ZM112 125H113V123H112ZM139 126V124H135V125H131L132 127H133V130L132 129H129L128 131H129V133L131 134V137H132V139L133 138H137V136H139V135H142L141 133H145V134H148V133H146L147 131V129L146 128H144L143 129V127H138V128H136L137 126ZM8 126V125H7ZM22 126V125H21ZM29 126V125H28ZM31 126V125H30ZM136 126V127H135ZM70 127V126H69ZM115 127H117V126H115ZM119 127V126H118ZM136 129H135V128ZM0 128H2V127H0ZM21 128H23V127H21ZM74 128V127H73ZM120 128H122V131L120 132L119 131V129ZM8 129V128H7ZM24 129H25V127H24ZM24 129H22V130H24ZM37 129V128H36ZM46 129V128H45ZM119 129L117 130V132H120V134H123V132L124 133H126L125 131H124V127L122 126L121 127V125H120V127H119ZM134 129L136 130V131H134ZM2 130H4V129H2ZM38 130H39V128H38ZM41 130V129H40ZM64 130V129H63ZM126 130H127V128H126ZM141 130V132L139 133V132H137V131H140ZM49 131V130H48ZM148 131H150V130H148ZM7 132V131H6ZM53 132V131H52ZM69 132V131H68ZM137 132V133H136ZM151 133L153 132V131H150ZM8 133V132H7ZM71 133V132H70ZM17 134V133H16ZM118 134V133H117ZM150 134V133H149ZM148 134V135H149ZM8 135V134H7ZM13 135V134H12ZM28 135V134H27ZM52 135V134H51ZM119 135V134H118ZM125 135V134H124ZM39 136V135H38ZM106 136H108L107 134H106ZM143 136V135H142ZM154 136V135H153ZM153 136H152V138H153ZM126 137V136H125ZM129 137V136H128ZM3 138V137H2ZM15 138V137H14ZM22 138V137H21ZM27 138V137H26ZM30 138V137H29ZM32 138V137H31ZM30 138V139H31ZM36 138V137H35ZM38 138V137H37ZM51 138V137H50ZM127 138V137H126ZM140 138V137H139ZM142 138V137H141ZM146 138V137H145ZM151 138V139H152ZM5 139H7L6 137H5ZM18 139H19V137H18ZM60 139V138H59ZM129 139V138H128ZM148 139H150V137L148 138ZM37 140H39V138L37 139ZM41 140V139H40ZM51 140V139H50ZM67 140V139H66ZM110 140V139H109ZM112 140V139H111ZM114 140V139H113ZM135 140V139H134ZM133 140V141H134ZM6 141V140H5ZM8 141V140H7ZM10 141H11V139H10ZM22 141V140H21ZM25 141V140H24ZM150 141V140H149ZM9 142V141H8ZM13 142V141H12ZM30 142V141H29ZM42 142V141H41ZM53 142V141H52ZM145 142V141H144ZM11 143V142H10ZM17 143V142H16ZM119 143V142H118ZM149 143V142H148ZM163 143V142H162ZM4 144H6V143H4ZM9 144V143H8ZM18 144V143H17ZM21 144V143H20ZM46 144V143H45ZM98 144V143H97ZM123 144V143H122ZM135 144V143H134ZM146 144H147V142H146ZM13 145V144H12ZM50 145V144H49ZM115 145V144H114ZM145 145V144H144ZM143 145V146H144ZM151 145V144H150ZM150 145H148L147 144V146H148V148H149V146ZM14 146V145H13ZM17 146V145H16ZM15 146V147H16ZM21 146V145H20ZM38 146V145H37ZM36 146V147H37ZM51 146H53V145H51ZM60 146V145H59ZM63 146V145H62ZM72 146V145H71ZM99 146V145H98ZM120 146H122V145H120ZM125 146V145H124ZM146 146V145H145ZM162 146V145H161ZM22 147V146H21ZM41 147V146H40ZM39 147V148H40ZM66 147V146H65ZM136 146H134V149L136 150L137 149V147L135 148ZM152 147V146H151ZM158 147V146H157ZM156 147V148H157ZM17 148V147H16ZM50 148V147H49ZM52 148V147H51ZM56 148V147H55ZM54 148V146H53V150L55 149ZM107 148V147H106ZM130 148H133V147H130ZM153 148V147H152ZM151 148V149H152ZM41 149V148H40ZM52 149H51V151H52ZM57 149V148H56ZM56 149L54 150V151H56ZM68 149V148H67ZM70 149V148H69ZM73 149V148H72ZM75 149V148H74ZM120 149V148H119ZM126 149H127V147H126ZM145 149V148H144ZM161 149V148H160ZM24 150V149H23ZM27 150V149H26ZM29 150V149H28ZM48 150V149H47ZM57 150H59L60 151V149L58 148ZM65 150V149H64ZM133 150V149H132ZM134 150V151H135ZM140 150V149H139ZM154 150V149H153ZM38 151V150H37ZM95 151V150H94ZM113 151V150H112ZM129 151V150H128ZM137 151V150H136ZM158 151H159V148H158ZM18 152V151H17ZM32 152V151H31ZM57 152V151H56ZM61 153L60 154H63V152H62V150L60 151ZM69 152V151H68ZM80 152V151H79ZM101 154L100 155H102V152H101V150L99 151ZM137 152H139V151H137ZM140 152H141V150H140ZM139 152V153H140ZM147 152V151H146ZM151 152H153V151H151ZM156 152V151H155ZM8 153H10V152H8ZM21 153H22V151H21ZM66 153V152H65ZM84 153V152H83ZM89 153V152H88ZM93 153V152H92ZM98 153V152H97ZM115 153V152H114ZM113 153V154H114ZM129 153V152H128ZM132 153V152H131ZM135 153V152H134ZM138 153V154H139ZM158 153H161V150H160V152H158ZM30 154V153H29ZM55 154V153H54ZM74 154H76V153H73V155ZM78 154V153H77ZM81 154V153H80ZM95 154V153H94ZM99 154V153H98ZM108 154V153H107ZM117 154V153H116ZM151 154V153H150ZM152 154H154V153H152ZM151 154V155H152ZM33 155V154H32ZM36 155H37V152H36ZM59 155V154H58ZM86 155V154H85ZM99 155V156H100ZM126 155V154H125ZM133 155V154H132ZM136 155V154H135ZM134 155V156H135ZM141 155V154H140ZM145 155V154H144ZM143 154L141 155V156H143L144 157V159H141L142 157L140 156V157H134V159L136 158V159H138V160H136V165L135 166H133V164H135L134 162H135V160H134V162H133V164H132V166H131V168H128L129 166H128V164H126L128 167H126V166H123L122 165V163H120L118 166H117V162H116V169H117V172H118V170L119 171H128V173H126L127 174V176H124V175H122V174H120L121 176H123L124 178H129L130 179V177L133 175L134 177H135V179H134V181H130L129 179H128V181H126V180H124L123 178L121 179V180H123V181H120L121 183H120V187H124V188H126V190H127V187L129 186V185H131V186H133V188L134 189H137L138 188V186H140V187H142L143 186V184H144V186L146 185V187H147V181H149L151 178H153L154 179V181L153 182H155V178L154 177H151V178H149V176L152 174V172H151V174L149 173L150 171L149 170H151L152 168H154V165H151L152 163H150L147 159H145L146 157L144 156ZM14 156V155H13ZM20 156H23V155H20ZM81 156V155H80ZM83 156H84V154H83ZM95 156V155H94ZM106 156V155H105ZM107 156H109V155H107ZM117 156V155H116ZM121 156H123V155H121ZM129 156V155H128ZM148 156V155H147ZM157 156V155H156ZM158 156H159V154H158ZM162 156H163V154H162ZM24 157V156H23ZM152 157V156H151ZM6 158V157H5ZM17 158V157H16ZM130 158L132 159V157L130 156ZM149 158V157H148ZM159 158H160V156H159ZM26 159V158H25ZM28 159V158H27ZM50 159V158H49ZM62 159V158H61ZM97 159V158H96ZM104 159V158H103ZM152 159V158H151ZM162 159H164V158H162ZM7 160V159H6ZM12 160V159H11ZM26 162H27V160H26ZM54 162H55V160H54ZM113 162V161H112ZM124 162H126V160H124ZM128 162V161H127ZM152 162L154 163V160H152ZM157 162L159 163V160H157ZM1 163H2V160H1ZM7 163H8V160H7ZM38 163V162H37ZM46 163V162H45ZM53 163V162H52ZM75 163V162H74ZM77 163V162H76ZM85 162H83L82 164H84ZM90 163V162H89ZM107 163V162H106ZM109 163V162H108ZM5 164V163H4ZM19 164V163H18ZM18 164H16V165H18ZM30 164H32L31 162L29 163V165ZM40 164V163H39ZM54 164V163H53ZM73 164V163H72ZM71 164V165H72ZM86 164V163H85ZM103 164V163H102ZM155 164V163H154ZM0 165H2V164H0ZM7 165H9V163L7 164ZM21 165V164H20ZM38 165V164H37ZM36 165V166H37ZM75 165V164H74ZM87 165V164H86ZM89 165H91V163L89 164ZM131 165V164H130ZM160 165V164H159ZM162 165V164H161ZM160 165V166H161ZM19 166V165H18ZM24 166V165H23ZM34 166V165H33ZM32 166V167H33ZM110 166H112L111 164H110ZM155 166H157V165H155ZM5 167V166H4ZM31 167V166H30ZM32 167L30 168V169H32ZM74 167V166H73ZM80 167H82V166H80ZM91 167V166H90ZM159 166H157L156 168H158ZM54 168V167H53ZM70 168V167H69ZM78 168V167H77ZM107 168H109V167H107ZM119 168V169H118ZM160 168V167H159ZM48 169V168H47ZM74 169H76V168H74ZM83 169H84V167H83ZM90 169V168H89ZM92 169V168H91ZM111 169H113V168H111ZM115 169V168H114ZM123 169V170H122ZM125 169H127V170H125ZM164 169V168H163ZM28 170V169H27ZM27 170H24V172L23 173H25V171H27ZM45 170V169H44ZM77 170V169H76ZM102 170V169H101ZM106 170H108V169H106ZM136 170V171H135ZM153 170V169H152ZM154 170H159V173L161 172L160 171V169H155L154 168ZM153 170V171H154ZM28 171H30V170H28ZM53 171H55V169L53 170ZM131 171V172H130ZM19 172V171H18ZM21 171H20V173H22ZM31 172V171H30ZM97 172V171H96ZM109 172V171H108ZM115 172H116V170H115ZM120 172V173H121ZM22 173V174H23ZM28 173V172H27ZM34 173V172H33ZM39 173H40V171H39ZM42 173H43V171H42ZM48 173V172H47ZM47 173H45V174H47ZM93 173V172H92ZM110 173V172H109ZM124 173V174H125ZM154 173V172H153ZM26 174V173H25ZM44 174V173H43ZM68 174V173H67ZM117 173H115V175H116ZM156 174H158V171H157V173H155L154 175L156 176ZM168 174V173H167ZM28 175V174H27ZM32 176H34V174H31ZM105 175V174H104ZM119 175V174H118ZM162 175V174H161ZM166 174L164 173L163 174V176H165ZM39 176V175H38ZM94 176H95V174H94ZM97 176V175H96ZM14 177V176H13ZM12 177V178H13ZM92 177V176H91ZM109 177V176H108ZM119 177V176H118ZM166 177V176H165ZM34 178V177H33ZM33 178H31V179H33ZM46 178V177H45ZM75 178V177H74ZM78 178V177H77ZM85 178V177H84ZM101 178V177H100ZM121 178V177H120ZM48 179V178H47ZM51 179V178H50ZM70 179V178H69ZM88 179V178H87ZM93 179V178H92ZM96 179V178H95ZM153 179H151L150 180V183H148V184H152L151 183V181L153 180ZM162 179V178H161ZM165 179V178H164ZM1 180V179H0ZM76 180V179H75ZM101 180H104L103 179V177L101 178ZM109 180H111V179H109ZM159 180V179H158ZM34 182L36 181L37 182V180L35 179V180H33ZM43 181V180H42ZM44 181H45V179H44ZM67 181H69V180H67ZM85 181V180H84ZM88 181V180H87ZM98 181V180H97ZM115 181V180H114ZM146 181V182H145ZM77 182V181H76ZM82 182V181H81ZM95 182V181H94ZM106 182V181H105ZM112 182V181H111ZM110 182V183H111ZM158 182V181H157ZM167 182V181H166ZM166 182H164V183H166ZM74 183V182H73ZM89 183V182H88ZM96 183H98V182H96ZM2 184V183H1ZM18 184V183H17ZM38 184H39V182H38ZM43 184V183H42ZM92 185H93V183H91ZM102 183H100L99 185H101ZM156 184H158V183H156L155 182V185ZM160 184V186H162V183H159ZM158 184V185H159ZM173 184V183H172ZM36 185V184H35ZM50 185V184H49ZM77 185V184H76ZM84 185V184H83ZM89 185V184H88ZM114 185V184H113ZM134 185H135V187H134ZM110 186V185H109ZM108 186V187H109ZM152 186V185H151ZM157 186V185H156ZM166 186V185H165ZM176 186V185H175ZM174 186V187H175ZM178 186V185H177ZM180 186V185H179ZM67 187H68V185H67ZM79 187V186H78ZM98 187V186H97ZM105 187V186H104ZM112 187V186H111ZM116 187V186H115ZM150 187V186H149ZM171 187V186H170ZM13 188V187H12ZM27 188V187H26ZM35 188H36V186H35ZM38 188V187H37ZM37 188L36 189H34V186H33V189L34 190H37ZM50 188H52V187H50ZM53 188H55V189H57L56 187H53ZM52 188V189H53ZM93 188H95V187H93ZM100 188V187H99ZM114 188V187H113ZM144 188V187H143ZM142 188V189H143ZM172 188V187H171ZM181 188V187H180ZM29 189H31L32 190V187L31 188H29ZM78 189V188H77ZM115 189V188H114ZM128 189H131V191H132V195H133V197H134V192H133V190H132V188L130 187V188H128ZM162 189H163V186H162ZM165 189H167V188H165ZM173 189H175V188H173ZM34 190H33V192H31V191H29L28 193L25 191V190H22V188H21V190L20 189H18V191H20V192H16L13 196H12V194L14 193V192H12V194H11V198L10 197H8V198H10L9 199V202H11V204H9L8 206L9 207H7V205H6V203H3L4 202V197L1 199V203H0V226H1V224H4V223H6V222H9V223H11V224H9V225H14V226H16V227H18V229H19V227H21L22 226V229H26L27 231H28V229H30L31 230V228H33L32 230H33V232L35 233H32L31 231H30V233H32V234H34V235H31V234H23V233H20L18 230H16V229H13L12 228V231H10L9 233H6L5 232V230H4V232H2V230L0 231V253L1 252H3V250H9V252H11L12 254H14V257H15V255H18L17 257H18V259H19V264H66V259H67V257H66V255L67 254H65L66 252H70L71 254H72V252H75L74 251V249H73V247H74V245H72L73 247H72V250L73 251H67V249H69V247H71V243H73V242H68V240L66 241L65 239L67 238V236H65V235H67L66 234V232H68L67 231V229L65 230L66 232H60L59 233V236H60V238L62 237H66V238H63L64 240H61V239H59V238H57V239H47V236H46V239H42L41 238V235H37V232H38V229H37V225L39 224V223H41V225L44 223L45 224V222L47 221L48 223L50 222V225H51V228H52V225H56V226H53V228H56V230H57V228H59V230L61 229H64V223H63V228H62V226L60 225V226H58V224H59V221H62L63 219H64V217L62 216V215H58V213H56V211L54 212L53 211V209L54 208H52L50 211H48V210H44L43 208H41V209H43V210H41V209H39L38 208V205H40V204H37L36 205V202L34 201V199H32L33 197H34ZM43 190V189H42ZM79 190V189H78ZM81 190V189H80ZM90 190H92V189H90ZM105 190V189H104ZM104 190H102V191H104ZM107 190V189H106ZM116 190H118V188L116 189ZM122 190H123V192L125 191L123 188H122ZM138 190V191H137ZM136 191H137V193L138 194H140L139 193V190H141L140 188L139 189H137ZM146 190V189H145ZM156 190H157V188H156ZM179 190V189H178ZM6 191V190H5ZM15 191H17V190H15ZM28 191V190H27ZM51 191V190H50ZM68 191V190H67ZM82 191V190H81ZM113 191V190H112ZM121 191V190H120ZM130 192V190H127V191H125V193L124 194H127V192ZM143 191V190H142ZM153 191H154V188H153ZM152 190H151V192H153ZM171 192H173L172 190H170ZM180 191H182V189H180ZM10 192V193H11ZM72 192H73V190H72ZM74 192H75V190H74ZM86 192V191H85ZM88 192V191H87ZM105 192V191H104ZM107 192V191H106ZM114 192H115V190H114ZM118 192V191H117ZM123 192L121 193V192H118V193H115L114 195H113V197L115 198V199H113V200H111V201H114L115 202V204H119V205H122V206H119V208L121 207H123L124 208V210L126 209L125 208V204L123 203V202H125L124 201V199L125 198H123L122 199V197H121V194L123 195ZM128 192V193H129ZM146 192H147V190H146ZM163 192V191H162ZM164 192H165V190H164ZM166 192H167V190H166ZM7 193V192H6ZM54 193V192H53ZM55 193H57L56 191H55ZM80 193V192H79ZM131 193V192H130ZM136 193V194H137ZM143 193H145V192H143ZM32 194H34L33 196H32ZM52 194V193H51ZM59 194V193H58ZM67 194H68V192H67ZM70 194H72V193H70ZM77 194V193H76ZM91 194V193H90ZM135 195V197L136 198H139V197H137V196H139V195ZM150 194V193H149ZM152 194V193H151ZM155 194H156V191H155ZM165 194V193H164ZM163 194V195H164ZM167 194V193H166ZM171 194V193H170ZM1 195V194H0ZM37 195V194H36ZM35 195V196H36ZM73 195V194H72ZM78 195H80V194H78ZM111 195H112V193H111ZM146 195V194H145ZM154 195V194H153ZM158 195V194H157ZM160 195V194H159ZM168 195V194H167ZM173 195H174V193H173ZM2 196H3V194H2ZM5 196V195H4ZM7 196V195H6ZM10 196V195H9ZM60 196H61V194H60ZM62 196H64V195H62ZM61 196V197H62ZM70 196V195H69ZM76 195L74 194V196L73 197H75ZM124 196H127V198H128V196H129V198L131 197V194H129V195H123V197ZM147 196V195H146ZM151 196V195H150ZM155 196V195H154ZM153 196V197H154ZM161 196V195H160ZM176 196V195H175ZM157 197V196H156ZM165 197V196H164ZM8 198H6V199H8ZM59 198V197H58ZM69 198V197H68ZM67 198V199H68ZM102 198V197H101ZM112 198V197H111ZM144 198H145V196H144ZM158 198V197H157ZM166 199H168L167 197H165ZM171 199H172V196L170 197ZM36 199V198H35ZM64 199V198H63ZM74 199V198H73ZM77 199V198H76ZM97 199V198H96ZM132 199V198H131ZM163 199V198H162ZM11 200V201H10ZM101 200V199H100ZM126 200H128V199H126ZM145 200V199H144ZM175 200H177L176 198H175ZM76 201V200H75ZM78 201V200H77ZM121 201V202H120ZM140 201V200H139ZM142 201V200H141ZM72 202V201H71ZM86 202V201H85ZM107 202V201H106ZM113 202V203H114ZM117 202V203H116ZM120 202V203H119ZM134 202V201H133ZM143 202V201H142ZM152 202V201H151ZM8 203V202H7ZM73 203H74V200H73ZM87 203V202H86ZM112 203V204H113ZM126 203V202H125ZM141 203V202H140ZM166 203V202H165ZM169 203V202H168ZM178 203H180V202H178ZM60 204V203H59ZM61 204H62V202H61ZM60 204V205H61ZM67 204V203H66ZM74 205V204H73ZM114 205V204H113ZM180 205V204H179ZM70 206H72V205H70ZM80 206V205H79ZM83 206V205H82ZM157 206V205H156ZM78 207V206H77ZM115 207V206H114ZM114 207H113V210H114ZM118 207V206H117ZM116 207V208H117ZM72 208V207H71ZM120 208V209H121ZM179 208V207H178ZM181 208V207H180ZM48 209V208H47ZM74 209H76V208H74ZM78 209V208H77ZM165 209V208H164ZM111 210V209H110ZM122 210V209H121ZM123 210V211H124ZM44 211V212H43ZM70 211V210H69ZM75 211V210H74ZM183 211V210H182ZM47 212H48V214H47ZM86 212V211H85ZM143 212V211H142ZM141 212V213H142ZM163 212V211H162ZM185 212V211H184ZM121 213V212H120ZM140 213V214H141ZM145 213V212H144ZM43 214V215H42ZM46 214V215H45ZM130 214V213H129ZM138 214H139V212H138ZM146 214V213H145ZM164 214V213H163ZM163 214H161L159 217H158V214H157V217H152V219H153V221H157V222H159V224L161 223V225L163 226L164 224L162 223L163 222V220H165V215H163ZM190 214V213H189ZM201 214V213H200ZM212 214V213H211ZM64 215V214H63ZM65 215H66V213H65ZM69 215V214H68ZM89 215V214H88ZM149 215V214H148ZM147 215V216H148ZM71 216V215H70ZM77 216V215H76ZM91 216V215H90ZM95 216V215H94ZM113 216V215H112ZM145 216V215H144ZM143 216V217H144ZM151 216H153V215H151ZM150 216V217H151ZM177 216V215H176ZM214 216V215H213ZM63 217V218H62ZM81 217H82V215H81ZM88 217V216H87ZM92 217V216H91ZM90 217V218H91ZM114 217V216H113ZM83 218V217H82ZM145 218V217H144ZM69 219V218H68ZM68 219H67V217H66V220H67V222H68ZM72 219V218H71ZM73 219H74V217H73ZM75 219H77V218H75ZM84 219V218H83ZM92 219V218H91ZM146 219V218H145ZM144 219V220H145ZM148 219V221L149 220H151V219H149V218H147ZM65 220V219H64ZM66 220H65V222H66ZM89 220V219H88ZM101 220V219H100ZM170 220V219H169ZM83 221V220H82ZM85 221H87V220H85ZM132 221V220H131ZM152 221V222H153ZM214 221H215V219H214ZM46 222V224H48ZM91 222V221H90ZM137 222V221H136ZM53 223V224H52ZM61 222H60V224H62ZM70 223V222H69ZM75 223V222H74ZM78 223V222H77ZM141 223V222H140ZM165 223V222H164ZM43 224V225H44ZM45 224V225H46ZM144 224V223H143ZM49 225V224H48ZM73 225V224H72ZM81 225V224H80ZM84 226H78V227H76L77 229L79 228V231H74L76 234H77V232L78 233H80L82 236H84V237H82V238H86V239H84L85 241H83L84 243L83 244H85L84 245V247H86L87 246V244H89V245H93L94 247H95V250H96V248H106V250L107 249H110V250H112V251H116V252H118V253H121V252H124L125 251V254H123L122 253V255H126L127 253H130L131 252V250L132 249H130L129 247V249L128 248H126V247H124L123 245H121V244H117V243H114V242H108V241H106V242H104V240L101 242L98 238H92V237H94V234H93V230H92V232H91V230L88 228V227H85V223L83 224ZM158 225V224H157ZM4 226V225H3ZM13 226V227H14ZM39 226H40V224H39ZM47 226V225H46ZM75 226V225H74ZM128 226V225H127ZM139 226V225H138ZM159 226V225H158ZM61 227V228H60ZM91 227V226H90ZM112 227V226H111ZM151 227V226H150ZM161 227V226H160ZM48 228V227H47ZM100 228V227H99ZM21 229V228H20ZM75 229V228H74ZM88 229L90 230V231H88ZM91 229H92V227H91ZM93 229H95V228H93ZM97 229V228H96ZM129 229H130V226H129ZM132 229V228H131ZM10 230V229H9ZM50 230V229H49ZM54 230V229H53ZM100 230V229H99ZM116 230V229H115ZM22 231V230H21ZM22 232H26V231H22ZM54 232H55V230H54ZM70 232V231H69ZM73 232V233H74ZM98 232V231H97ZM131 232V231H130ZM27 233H29V232H27ZM7 234H10V235H7ZM47 234V233H46ZM72 234V233H71ZM70 234V235H71ZM79 234V235H80ZM104 234V233H103ZM52 235V234H51ZM75 235V234H74ZM107 235H110V237L111 236H113V235H111V233L110 234H107ZM106 235V236H107ZM58 236V235H57ZM73 236V235H72ZM96 236H98V234L96 235ZM100 236V235H99ZM98 236V237H99ZM122 236V235H121ZM120 236V237H121ZM109 237V236H108ZM115 237V236H114ZM119 237V238H120ZM123 237V236H122ZM74 238V237H73ZM105 238V237H104ZM117 237H115V239H116ZM80 239V238H79ZM102 239V238H101ZM112 239H114V238H112ZM70 240V239H69ZM74 240H76L77 241V238L76 239H74ZM109 240H111V239H109ZM119 241H122V240H120V239H118ZM127 240V239H126ZM125 240V241H126ZM72 241V240H71ZM117 241V240H116ZM119 241H117L118 243H119ZM78 242V241H77ZM22 243H25L26 244V246L28 247V246H30L31 248H33L31 251H27V252H25V250L24 251H22V249H24V247L25 246H23L22 247V249H21V244ZM75 245H76V243H74ZM70 245V246H69ZM128 245V244H127ZM80 246V245H79ZM79 246H77V247H79ZM93 246H92V248H93ZM83 247V246H82ZM112 247V248H111ZM21 251H20V250ZM25 249H27V248H25ZM30 249V248H29ZM82 249V251H84L83 250V248H81ZM80 249V250H81ZM18 250H19V252H18ZM87 250H89V249H87ZM95 250H93L94 252H92L91 254H96L97 252L95 251ZM99 250H101V249H99ZM103 250H105V249H103ZM35 251H37V252H40L41 254H37V253H35ZM77 252H80L79 250H76ZM86 251V250H85ZM90 251V250H89ZM133 251V250H132ZM88 252V251H87ZM87 252H84V253H87ZM96 252V253H95ZM105 252V251H104ZM110 252V251H109ZM5 253V252H4ZM28 253V254H27ZM83 253V252H82ZM112 253V252H111ZM115 252H113V254H114ZM131 253H133V252H131ZM2 254V253H1ZM26 254V256L27 257H25V256H23V255H25ZM74 254V253H73ZM89 254V253H88ZM90 254V255H91ZM99 254V253H98ZM109 254V253H108ZM113 254H112V256H113ZM116 255H117V253H115ZM147 254V253H146ZM5 255H7V254H5ZM116 255H115V257H116ZM129 255V254H128ZM0 256H2V255H0ZM103 256V255H102ZM109 256H111V254L109 255ZM8 256H6V261H2V263H4V264H18V262L16 261V260H18L17 259V257H16V259H15V261L13 260L14 259V257H13V261H7V258ZM10 257H11V255H10ZM84 257V256H83ZM90 257V256H89ZM89 257H87V258H89ZM94 257H95V255H94ZM101 257V256H100ZM100 257H98V258H100ZM108 257V256H107ZM122 257V256H121ZM126 257V256H125ZM133 257V256H132ZM2 258H4V257H2ZM91 258V257H90ZM95 258H97V255H96V257ZM102 258V257H101ZM114 258V257H113ZM117 258V257H116ZM21 259V260H20ZM92 259V258H91ZM111 259V258H110ZM94 259H92L90 262H94L93 261ZM97 260H99V259H97ZM113 261V260H112ZM1 262V261H0ZM99 263H101V262H99ZM1 264V263H0ZM91 264V263H90Z\"/></svg>",
    "mask_w": 264,
    "mask_h": 264
}]
</instances>
